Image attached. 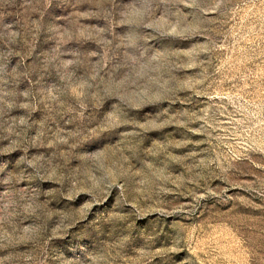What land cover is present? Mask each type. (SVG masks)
Segmentation results:
<instances>
[{
    "label": "rangeland",
    "instance_id": "rangeland-1",
    "mask_svg": "<svg viewBox=\"0 0 264 264\" xmlns=\"http://www.w3.org/2000/svg\"><path fill=\"white\" fill-rule=\"evenodd\" d=\"M145 2L90 0L78 9L76 0H51L42 19L25 13L11 29L0 26V34L26 33L11 46L21 54L9 58L8 69L33 73L15 83L0 76V143L16 142L14 150H0V170L8 174L0 172V216L14 202L9 194L32 195L28 182L12 180L28 157L53 165L59 152L47 145L56 141L63 149L79 138L81 129L61 118L58 101L74 80L73 94H84L86 75L103 53L106 64L127 65L116 87L138 111L154 106L137 103L141 90L158 98L162 89L171 107L140 122L143 137L124 136L77 165L87 183L119 185L111 188L122 193L116 207L124 201L144 227L122 228L116 224L124 216L114 212L111 231L102 230L83 256L68 255L76 251L69 247L57 264H264V0H205L218 7L207 13L202 36L193 35L198 23L170 8L142 29L146 10L137 5ZM83 9L91 14L77 19ZM193 39L199 42L187 47ZM159 42L162 48L153 47ZM9 46L0 38V51ZM73 61L85 75H73ZM6 103L12 107L5 112ZM16 122L17 135L3 139L6 124ZM24 223L38 227L35 218ZM71 232L65 240L75 245Z\"/></svg>",
    "mask_w": 264,
    "mask_h": 264
},
{
    "label": "clouds",
    "instance_id": "clouds-1",
    "mask_svg": "<svg viewBox=\"0 0 264 264\" xmlns=\"http://www.w3.org/2000/svg\"><path fill=\"white\" fill-rule=\"evenodd\" d=\"M89 2L90 0H76V7L79 9ZM50 3L51 0H29L28 3H21L20 0H0V26L11 29L16 23L13 18L25 13H40L42 19V9ZM137 7L146 10L144 21L140 25L142 29L147 28L158 11L170 8L174 13L183 11L190 16L193 23L200 25V30L193 35L202 36L204 25L209 23L207 13L218 6L208 4L205 0H146ZM90 14L87 9L74 13L77 19ZM116 22L125 23L119 19ZM35 23L34 21L33 24ZM25 35L24 32L11 31L0 34V38L5 39L10 45L7 51H0V76L6 81L11 78L15 83L25 72L28 75L33 74L23 66L19 70L11 71L7 67L10 57L21 54L19 49L11 46L22 41ZM198 42L197 39H193L186 46L191 47ZM115 46L119 48L121 45L117 42ZM153 47L162 48L160 42ZM99 55L101 59L96 64V71L88 72L86 75V87L81 89L84 94L82 96L73 94L72 87L79 88V81L74 80L71 85L65 87L63 98L58 101L61 118L81 129L79 138L70 137V142H64L66 147L63 149L56 141L47 145L56 148L59 152V160L55 164L49 165L45 161L41 165L43 156L35 161L28 157L22 173L18 172L12 177L16 183L28 182L27 186L33 192L28 200L19 194H9L14 202L9 206L10 211H4V215L0 216V264H57L56 258L69 247H75L76 251L75 253L68 251V255L83 256L85 253L82 249H90L98 242L102 230L111 231L113 224L108 220L114 212L124 216L123 221L116 225L128 230L144 227V225L138 226L136 214L132 209L124 206V201L120 200L121 206L116 207L122 193L111 192V188L119 185L101 187L87 183L77 175L79 171L77 165L80 163L79 158L108 145L117 144L124 136L135 133L137 137H143L146 128H142L140 122L145 121L149 116L156 117L165 113L171 107V103L164 101L170 98L162 89L159 90L158 98L155 91L146 93L141 90L138 92L140 99L137 103L154 106L146 111H138L136 106L128 101L125 90L116 87L127 65L122 62L106 64L103 60L104 54ZM70 70L73 75L77 72L81 76L86 74L83 65H78L75 61L70 64ZM10 107L12 105L6 103L5 112ZM114 116L117 118L114 119ZM130 123L132 127H129ZM19 125L20 122H16L15 126L6 124L4 127L6 135L3 139H8L9 133L16 136ZM15 147L16 142L13 140H9L7 146L0 143V150L5 152L14 150ZM73 159H76L75 164L72 163ZM2 176L6 178L7 172H2ZM50 177L55 183L45 187L43 181ZM84 191H87L88 195L76 199ZM109 195L110 202L105 203L103 207L96 206ZM29 218H35L38 227L25 225L24 222ZM69 229H72V238L78 241L75 245H70L65 240L69 235Z\"/></svg>",
    "mask_w": 264,
    "mask_h": 264
}]
</instances>
